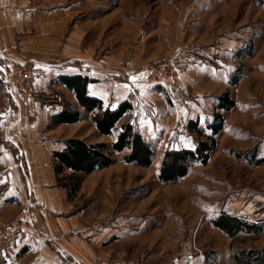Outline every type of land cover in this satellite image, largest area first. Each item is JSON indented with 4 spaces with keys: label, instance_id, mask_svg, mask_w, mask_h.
<instances>
[{
    "label": "rangeland",
    "instance_id": "374dc122",
    "mask_svg": "<svg viewBox=\"0 0 264 264\" xmlns=\"http://www.w3.org/2000/svg\"><path fill=\"white\" fill-rule=\"evenodd\" d=\"M54 2L67 11L62 36L75 31L77 48L95 65L148 80L149 92L132 99L120 126L134 125L153 150L152 164H128V151L110 150L114 164L104 169L57 175L53 153L69 137L107 145L115 137L101 139L89 115L57 128L54 87L33 93L30 108L17 105L14 96H29L32 79L12 91L3 71L0 231L33 213L44 212L52 228L62 218L66 247L52 240L47 249H61L63 264H236L237 253H264V230L232 239L213 226L227 214L264 229V0ZM159 64L173 71L166 86L149 81L147 68ZM227 93L236 105L222 111L224 127L209 161L193 163L176 181H161L168 152L195 150L212 135L209 126ZM2 254L0 264H8Z\"/></svg>",
    "mask_w": 264,
    "mask_h": 264
},
{
    "label": "crops",
    "instance_id": "0c3cea01",
    "mask_svg": "<svg viewBox=\"0 0 264 264\" xmlns=\"http://www.w3.org/2000/svg\"><path fill=\"white\" fill-rule=\"evenodd\" d=\"M63 12H67L66 8L54 0H0V71L3 72L10 61L32 65L36 71L30 84L32 95L14 96L17 105L23 102L30 108L35 104L33 93L43 95L54 87L59 98L54 114L60 113L68 103L81 112V120L76 124L88 121L86 117L90 114L79 107L74 93L59 83L61 75L79 74L96 80L89 84L88 93L102 100L112 110L118 109L123 102H131L132 99L145 95L146 91L149 92L148 80L143 82L140 75L134 72L122 73L112 66L95 65L90 55L87 56L77 48L75 31L62 36ZM0 88L3 89L4 86ZM6 92L11 96L8 90ZM14 121H9L8 124L13 125ZM65 125L70 126L62 124L57 128ZM92 128L97 132L94 124ZM97 134L101 139H112L109 135ZM70 138L86 141V138L79 135ZM113 141L114 139L111 143ZM97 142L91 144H99L101 141ZM48 221L44 212L36 215L33 213L22 223L20 221L21 231L16 246L12 243L9 247L0 249L5 261L8 264H63L61 257H64V253L61 249L54 253L47 249V243L55 240L59 245L57 248L63 250V245L66 247L61 241L62 234L66 233V223L58 218L57 228H52Z\"/></svg>",
    "mask_w": 264,
    "mask_h": 264
},
{
    "label": "trees",
    "instance_id": "16d2710c",
    "mask_svg": "<svg viewBox=\"0 0 264 264\" xmlns=\"http://www.w3.org/2000/svg\"><path fill=\"white\" fill-rule=\"evenodd\" d=\"M58 80L74 93L79 107L90 114V121L95 125L97 132L104 136H114L115 139L110 145L106 143L89 144L79 138L64 141L63 149L53 153L57 175L62 174L65 170L70 171L73 176L78 173H90L93 170L104 169L114 164V160L108 152L110 150L115 154L128 151L129 154L124 158L125 163H137L144 167H149L152 164L153 150L134 125L126 123L120 126L122 119L133 110L130 102H123L118 109L112 110L105 106L102 100L88 93L89 84L96 80L79 74L61 75ZM3 83V74L0 71V86H3ZM219 102V111L214 116V122L209 126L212 135L204 142H200L195 150L168 152L159 174L161 181H176L178 178L187 176L193 163L206 164L209 161V155L216 146L215 136L219 135L224 127L225 117H223L222 111L229 112L236 105L228 93ZM62 108L61 112L53 117L55 125H73L81 120V112L76 108L74 109L70 105H65ZM213 226L232 239L241 233L260 234L264 230L258 224H249L239 217L227 214L219 216L213 222ZM232 259L236 264H264V253L240 252Z\"/></svg>",
    "mask_w": 264,
    "mask_h": 264
},
{
    "label": "built area",
    "instance_id": "2783aa9c",
    "mask_svg": "<svg viewBox=\"0 0 264 264\" xmlns=\"http://www.w3.org/2000/svg\"><path fill=\"white\" fill-rule=\"evenodd\" d=\"M149 70V81L152 85L156 86H166L168 85V74H172L173 71L165 65H158L156 67L150 66L147 68ZM36 71L34 67L23 66H12L8 70H4V78H6V83L8 89L15 91L18 87L25 86L33 76H35ZM21 221V220H20ZM20 234V224L9 223L0 231V247L8 245L9 242L17 239ZM111 264H140L135 261H115Z\"/></svg>",
    "mask_w": 264,
    "mask_h": 264
}]
</instances>
